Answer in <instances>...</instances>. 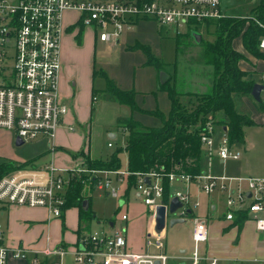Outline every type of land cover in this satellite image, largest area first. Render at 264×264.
<instances>
[{
	"label": "built area",
	"instance_id": "built-area-1",
	"mask_svg": "<svg viewBox=\"0 0 264 264\" xmlns=\"http://www.w3.org/2000/svg\"><path fill=\"white\" fill-rule=\"evenodd\" d=\"M67 11L79 12L78 21L92 28L96 37L106 43L118 42L125 31L143 19L155 20L162 27H173L176 34H180L181 28L192 22L228 16L221 7V0H0V129L15 132L24 142L36 140L41 135L53 142L61 120L69 111L59 92L63 68L62 36L74 25L65 26ZM260 48L264 50V36ZM214 132L213 121H207L201 132V143L209 147L211 157L214 156ZM233 146L224 132L218 156L223 161L239 159L241 153ZM82 173H90L89 178L95 179L96 187L125 203L130 171L92 170L82 163L70 169L58 168L51 162L43 169L20 170L4 176L0 180V208L42 207L47 209L49 217L60 218L66 209V195L72 179ZM135 175L137 180L132 188L151 209L153 219L160 204L166 205L168 219L173 197L182 203L175 214L179 217L192 215L199 203L191 201L189 188L196 183L208 195L215 190L225 195L228 220L246 212L256 229L264 232V177L217 175L210 171L195 175L175 172H138ZM164 176L170 183L179 180L186 189L176 190L164 201ZM146 177L150 178L149 183ZM128 219L127 214L122 215L123 221ZM126 228L114 234L84 232L73 249L51 248L48 235L46 248L36 250L10 246L0 224V264H9L11 260L49 264L52 256L58 257L52 264H64L69 254L80 264H167L163 235L152 229L151 234L157 240H147V246L155 247L156 252L135 253L128 249ZM208 239V218L194 216L192 264H200L203 260L206 264H218L217 258L200 256L201 245Z\"/></svg>",
	"mask_w": 264,
	"mask_h": 264
},
{
	"label": "rangeland",
	"instance_id": "rangeland-1",
	"mask_svg": "<svg viewBox=\"0 0 264 264\" xmlns=\"http://www.w3.org/2000/svg\"><path fill=\"white\" fill-rule=\"evenodd\" d=\"M260 2L261 0H221V6L228 16L248 17L259 6ZM79 17L80 13L76 11L65 13V26L69 28V25H74L64 32L61 45L62 52L65 48L70 49L71 58L77 64L76 68H78L79 74L85 80L88 77V81L90 80L88 87L93 86L96 90L90 133L93 156L96 155L94 152H97L99 157L108 160L116 150L126 147L130 133L122 126L117 125L118 118L132 117L145 128L161 127L164 124V118H168L172 109L170 89L177 93L203 92L207 89L208 83L210 84L212 67L206 66L201 60L200 55L203 48L194 43L190 45H184L183 43L181 47L177 45V40L188 32L191 24L181 28L178 35L173 27H162L155 20L143 19L134 24L131 29L125 31L118 42L106 43L96 37L92 28L81 24L78 21ZM214 30V27L207 29L204 26L202 30L204 39L214 41ZM238 43L239 40L236 44ZM145 48L149 49V52L145 51ZM151 58L157 60L158 68L153 64H149ZM92 72L96 74L95 78H92ZM109 80L117 82L122 90H134L136 92V104L139 109H132L127 105L108 100L103 90L108 87ZM163 80L167 81L165 87L162 85ZM180 98L182 101L186 99L183 96ZM261 99L264 103V91L261 94ZM236 102L238 110L254 120V124L244 127V142L233 146V149L241 153V157L239 159H227L225 164L219 163L218 151L223 140L224 131L219 124H214V156H210L207 145H202L204 172L210 171L211 164L213 174L264 177V107L252 97L238 96ZM152 111H160L161 116L150 113ZM113 134L116 135L115 138L111 137ZM13 141L12 145H7L0 135V165L8 161L15 163L28 162L27 168H31L32 164L39 168L51 163V151H48L50 145H48L47 137H40L18 145L15 135ZM109 143H112V147L108 145ZM79 157L75 162V167L82 163L85 168H88L85 154L80 153ZM119 157L122 165L121 170H128L127 152L125 150L121 151ZM12 173L14 172L6 173L5 176ZM82 174L90 176V173ZM87 184H85L84 193L85 196L91 197V212L84 219V223H88L92 219L93 224L91 229H87L85 232L114 234L122 231L126 226L129 251L135 253H144L146 249L149 252L156 251L155 247H146L147 240L156 241L157 238L153 234L148 235L151 233L149 225L152 211L143 200L130 192L129 197L125 200L126 202L121 206V198L108 196L106 191L100 190L96 186L90 188ZM170 185L172 195L178 189H186V186L179 180L172 181ZM191 188L196 189L199 187L198 184L193 183L190 185ZM195 195H191L192 202L198 201H195ZM210 195L219 197L218 209L216 212H212L213 217L216 218L219 213L226 210L221 199L223 194L220 190H215ZM207 197L204 196V199ZM214 202L216 203V201ZM123 214L129 216L126 222L122 220ZM94 216L96 218H93ZM194 216L206 217L199 206L194 209L192 215L187 217H179L177 213L170 214L168 217L165 235L162 238L165 244L164 250L168 256L167 264L193 263L194 242L192 231ZM52 218L54 217L50 218V224ZM172 218H184L186 221L172 226L170 225ZM6 220L7 214L4 217L0 213V224L3 228ZM208 220L210 221V218ZM20 222L23 223L22 220ZM111 222L114 223V226H111ZM84 223L83 225H87ZM47 230L45 239L48 235L52 237L51 231ZM204 244L201 245V258L203 257ZM181 250H186V252L182 254ZM176 257L182 259H176ZM52 261L54 260L52 259ZM64 264L80 263L75 260L72 254H69L64 258ZM201 264L205 263L202 262ZM231 264H259V262H237L235 260Z\"/></svg>",
	"mask_w": 264,
	"mask_h": 264
},
{
	"label": "trees",
	"instance_id": "trees-1",
	"mask_svg": "<svg viewBox=\"0 0 264 264\" xmlns=\"http://www.w3.org/2000/svg\"><path fill=\"white\" fill-rule=\"evenodd\" d=\"M204 26L215 28V40L207 41L202 35ZM193 32L201 33L202 39L197 43ZM179 35V34H178ZM264 36V0L248 17L227 16L218 20L192 22L187 33L177 40L178 47L184 45H200L203 51L200 55L206 66L212 67L211 85L206 92L177 93L170 89L172 109L168 118H164L161 127L145 128L132 117H120L117 125L122 126L130 133L125 148L116 150L110 159L87 157L90 169L121 170L119 154L125 150L128 154V187L125 196H129L135 185L138 172H161L195 175L202 172V143L201 132L205 123L212 120L225 129L230 145L242 143L245 140L244 127L254 124V120L237 108V97L251 95L256 83L251 72L241 68V61L245 53L236 48L239 40L244 50L250 55L264 59V50L260 48L261 38ZM149 52V49L145 48ZM158 68L154 58L150 63ZM96 75V74H95ZM167 84H163L165 87ZM105 92L108 100L127 105L132 109H139L136 104V92L119 88L117 82L109 80ZM183 96V101L181 100ZM96 90L94 91V100ZM264 107L262 100L260 101ZM150 113L161 116L160 111ZM28 162H4L0 165V180L6 173L26 169ZM8 175V174H7ZM164 201L171 196V185L167 176H164ZM93 188L96 181L86 174L74 176L66 195V208L79 207L80 215L87 218L91 212V197L85 196V184ZM89 200V208H83V202ZM237 216L243 220L248 218L246 212Z\"/></svg>",
	"mask_w": 264,
	"mask_h": 264
},
{
	"label": "crops",
	"instance_id": "crops-1",
	"mask_svg": "<svg viewBox=\"0 0 264 264\" xmlns=\"http://www.w3.org/2000/svg\"><path fill=\"white\" fill-rule=\"evenodd\" d=\"M236 48L245 53V59L241 61V68L253 73L256 83L264 85V59L256 58L247 53L240 41L236 44ZM70 52L69 48H65V50L63 49V68L59 80L60 97L61 100L69 106V111L61 120L53 142L46 135L40 136L43 138L47 137L48 145H52L51 147H48V151H51L50 162H53L58 168L69 169L75 166V162L80 158V153H84L86 157L93 159L101 158L97 155V152H94L96 155L93 156L90 138L95 89L93 86L91 88L88 87V82L90 81H88V77L85 80L84 77L79 74L78 68H76L77 64L72 60ZM95 76L94 72H92V78H95ZM165 83H162V85ZM210 85L211 81L210 84L208 83L207 89L203 92H206ZM243 97L253 98L252 95H243ZM222 130L225 132L223 127ZM0 135L7 145H12L14 143L13 136L16 135L17 143L18 136L13 131L0 129ZM111 137L115 138L116 135L113 134ZM218 160L221 164H225L226 162L220 157ZM47 165L48 163L37 168L36 165L32 164L31 168L23 170L31 171L35 169H43ZM211 168L212 165L210 164V172L213 173ZM204 170L205 168L202 165V171L204 172ZM189 191L191 195L196 194L195 201L198 200L197 202L199 203V208H201L203 215L205 214L207 218H210L209 239L203 246V258H217L218 264H231L235 260H237V262L253 261L259 262V264H264V232H259L256 229L255 222L252 219L246 218L243 220L239 216H236L233 220H228L226 218L227 208L226 201L224 200L225 195L223 193L221 199L226 210L219 213L216 218H214L212 212H216L218 209L219 197H212L206 193L204 194L200 187L196 189L189 188ZM131 192L138 198V194L133 188ZM204 196L208 197L204 199ZM128 197L129 196H126L124 200H127ZM214 201H216V203ZM0 213L1 216L4 217L7 214V220L4 227L6 232V242L10 246L15 247L20 245L32 249L36 248V250H42L47 246V239H45L46 229H48L47 231L50 230L51 232H49L52 234L49 241L51 248L65 246L68 249H73L78 238L87 229H91V225L93 224L92 219L88 223H84L85 220L80 215L79 207L66 208L64 214L60 218H52L53 220L51 224V217H49L47 209L42 207L29 208L11 206L0 208ZM93 218H96V216ZM20 220H22L23 223H21ZM83 223L87 225H83ZM111 226H114L113 222H111ZM153 227L154 219L153 216H151L149 230L152 231ZM151 233L148 235L150 236ZM164 235L165 231L163 233V236ZM146 247L149 248L152 246ZM185 252L186 250H181L182 254ZM144 253L153 252H149L146 249ZM57 258L58 257L56 256L50 257L48 259L49 264L55 262ZM177 258L182 259L181 257H176V259ZM52 259L54 261H52ZM202 262L206 264L205 260L201 261V263ZM9 264H30V262L27 260H11Z\"/></svg>",
	"mask_w": 264,
	"mask_h": 264
},
{
	"label": "water",
	"instance_id": "water-1",
	"mask_svg": "<svg viewBox=\"0 0 264 264\" xmlns=\"http://www.w3.org/2000/svg\"><path fill=\"white\" fill-rule=\"evenodd\" d=\"M193 37L195 38L197 43L201 42L202 39V35L201 33L198 32H193ZM166 81L163 80V83H165ZM264 90V85L260 84V83H255L251 95L253 96V98L260 102L261 99V94L262 91ZM24 143V141L22 140V138H20L19 136L17 137V144L18 145H22ZM146 182H150V178L146 177L145 178ZM123 204V201H120V205ZM89 200H85L83 202V208L85 210H87L89 208ZM182 207V203L180 202V200L177 197H173L170 201V205H169V214H173L177 211L178 208ZM189 213H191V210H188ZM167 207L164 204H160L159 206H157L156 210H155V216H154V227L153 230L156 234L158 235H163L166 225H167ZM186 220L184 218H172L170 220V225H175L176 223H183ZM113 225V224H112ZM159 264V263H158Z\"/></svg>",
	"mask_w": 264,
	"mask_h": 264
}]
</instances>
